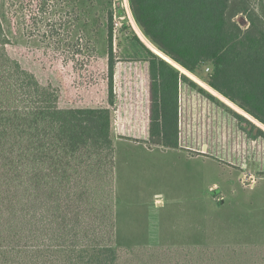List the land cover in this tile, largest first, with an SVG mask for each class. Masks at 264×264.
<instances>
[{"label": "trees", "instance_id": "trees-1", "mask_svg": "<svg viewBox=\"0 0 264 264\" xmlns=\"http://www.w3.org/2000/svg\"><path fill=\"white\" fill-rule=\"evenodd\" d=\"M97 1L90 0V7ZM129 1L150 47L182 70L208 68L210 88L245 113L231 112L239 128L250 139H264V0L256 6L252 0ZM239 14L246 16V28L236 20ZM113 19L110 8L108 105L61 107L57 90L11 58L0 18V264L119 259L113 242L112 125L118 97ZM138 40L148 56L141 59L150 78L148 143L181 148V85L197 88L213 103L218 99ZM103 228L109 234L104 241Z\"/></svg>", "mask_w": 264, "mask_h": 264}, {"label": "rangeland", "instance_id": "rangeland-1", "mask_svg": "<svg viewBox=\"0 0 264 264\" xmlns=\"http://www.w3.org/2000/svg\"><path fill=\"white\" fill-rule=\"evenodd\" d=\"M89 1L0 0V18L11 58L57 90L61 107H100L108 100L113 10L116 68L127 69L112 125L116 264H264V139L239 128L231 112L245 113L210 88L208 68L182 70L150 47L129 0H98L94 9ZM236 20L248 26L245 15ZM137 38L218 99L181 85V148L146 144L150 78ZM107 235L103 228V241Z\"/></svg>", "mask_w": 264, "mask_h": 264}, {"label": "crops", "instance_id": "crops-1", "mask_svg": "<svg viewBox=\"0 0 264 264\" xmlns=\"http://www.w3.org/2000/svg\"><path fill=\"white\" fill-rule=\"evenodd\" d=\"M175 63V62H174ZM178 65V64H177ZM179 66V65H178ZM179 68H180V66H179ZM127 70V69H126ZM125 70V68H124V66L123 67H121L120 65L119 66H117V68H116V73H115V92H119V87L121 88L123 85V82L125 83L126 82V76H127V71ZM122 71H124V72H122ZM118 80H120V82H118ZM122 85V86H121ZM125 85L127 86V84L125 83ZM124 92H122V94H123ZM121 94V95H122ZM120 95V97L123 99L122 100V102H124L125 101V99H126V102L124 103L125 105V107H128L129 106V102L127 101V99H128V94L126 95V93H125V95L124 96H121ZM121 102V103H122ZM147 104H148V101H147ZM106 105H108V103H106L105 105H103V106H106ZM103 106H100V107H103ZM124 106H119L118 107V111L121 113V109L123 108V109H125L124 108ZM137 106L139 107L138 108V110L140 109V105L139 104H137ZM132 108H134L133 106H131ZM130 107V108H131ZM135 110H136V107H135ZM117 112V111H116ZM130 131H131V129H129ZM135 129H133V131H134ZM147 144V146L149 145V146H151V145H153V144H150V143H146ZM156 146H158V145H156ZM162 147V146H161ZM150 148H152V146L150 147ZM166 148V147H165Z\"/></svg>", "mask_w": 264, "mask_h": 264}]
</instances>
